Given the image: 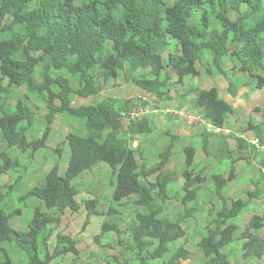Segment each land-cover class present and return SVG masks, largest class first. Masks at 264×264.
<instances>
[{
    "label": "trees",
    "instance_id": "obj_1",
    "mask_svg": "<svg viewBox=\"0 0 264 264\" xmlns=\"http://www.w3.org/2000/svg\"><path fill=\"white\" fill-rule=\"evenodd\" d=\"M227 57L239 60L255 89H264V0H0V149L6 147L0 151V175L20 171L6 192L0 184V264H84L64 263L78 257L79 242L62 224L85 208V228L93 215L104 212L100 207L105 198L109 209L97 240L110 231L119 237L124 231L123 211L116 203L125 201L135 212L129 250L137 260L123 264H182L191 258L185 246L171 251V245L186 237L184 224L192 216L202 218L199 264H232L230 245L242 250L251 264H264V238L258 233L264 228V212L247 217L245 228L236 222L260 202L261 179L246 197L230 201L226 196L228 184L237 178V161H254L264 175V106L255 108L262 113L261 121L252 118L244 126L229 118L235 106L218 86L187 89L196 95L192 108L183 101L186 89H177L186 76H227ZM122 86L141 93H113ZM231 88L239 90L232 82ZM166 107L188 108L206 123L175 120ZM146 108L161 109L169 119L165 133L172 140L157 162L145 157L141 143L134 146L140 134L155 128L150 113L143 114ZM134 110L142 115L131 119ZM40 114L45 128L38 125ZM65 116L81 125L64 141L71 149L66 172L61 174L55 163L40 175L39 184L19 197L20 204L39 201L23 229L12 223L22 208L13 207L11 194L28 176V164L14 152L43 153L54 122ZM182 124L198 129L184 145L183 170L179 164L171 167L176 142L186 136L175 130ZM232 137L240 155L228 145ZM199 147L207 155L214 147L220 159L230 158L228 176L216 171L209 177L207 166L195 160ZM100 162L115 175L109 181L112 193L88 199L82 179ZM181 175L185 180L178 183ZM205 181L213 192L204 198L200 190ZM207 199L214 205L203 217Z\"/></svg>",
    "mask_w": 264,
    "mask_h": 264
},
{
    "label": "rangeland",
    "instance_id": "obj_2",
    "mask_svg": "<svg viewBox=\"0 0 264 264\" xmlns=\"http://www.w3.org/2000/svg\"><path fill=\"white\" fill-rule=\"evenodd\" d=\"M225 62L227 76H221L224 80H231L232 83H235V85L241 89L243 88L242 84H246L248 87H250V90H257L255 89L256 84L253 83L254 79H251L250 77H248L247 74L241 72L240 67L238 65L239 60H237V58L227 57ZM200 69L202 70L203 74H205V70L203 69V67L200 66ZM215 76L219 75H214L209 78H207L206 75L186 76L184 82L179 83L180 86L178 85L179 87H176L177 89H180L181 92H183V90L185 91L186 89L187 96L185 99H183V101L186 102L187 107L192 108L190 103H192V101L196 97L195 93H188L187 89L191 87L206 88L210 87L211 84L214 85V83H217V85L220 86V81L215 80ZM223 79L221 81L225 83ZM176 80V78L173 79V82H175L173 84L178 83L176 82ZM132 87L133 86H122L119 89L116 88L115 90H113V93L119 94L121 97L127 96L126 92L129 93V97L132 96V93H141L140 89L138 88H135L132 91ZM231 92L234 93L233 91ZM251 93L252 92L250 91V95ZM172 94L173 96H176L177 94L174 88L172 90ZM259 99L261 101V104H264V95H262ZM148 109L151 110L152 108ZM41 110L45 113L46 108L41 107ZM166 111L169 112V109ZM243 111L244 109L241 110V112ZM244 112L245 114H239L240 109H237V113L234 115V117H231L230 115L229 118H233L235 120L233 122H236V124L246 126L249 122V120L246 119L248 117V111ZM132 113L134 114V112ZM163 114L164 111L157 109H154L152 112H150L151 119H154L155 128L152 132L140 134V141L138 140L134 142V146H138V144L141 143L144 149L145 157H150L154 162H157L159 153L172 140L171 135H166L165 133V131L169 130V119L167 116H163ZM259 114L260 113L258 111L255 112L254 110L253 118L255 122H258L257 116L259 117ZM42 116H44V114H40L38 125H40L41 127L44 126L45 128L46 119ZM136 116H139V114L136 113ZM245 116L247 117L245 118ZM66 117L68 119H66ZM260 117L258 118L259 120ZM77 121L78 120L68 116H65L64 118L59 120L56 119L50 132L47 147L44 148L43 153H32L31 150L25 153H22L20 150L14 152L23 164H28V176L14 187V190L11 194L14 200L13 207L22 208V214L13 218L12 223L14 225L21 226L23 229L28 228V224L33 216L34 207L36 204L39 203V201L31 198L28 199L26 203L23 202L22 204H20L19 197L25 192H27L31 187L41 182L43 178L40 177V175L46 171H49L57 162L60 164L61 174H65L69 159L71 157V149L69 144L65 145L64 141L66 140V136L69 134L70 131H72L73 129L77 130L79 127H81V125L78 124L79 121ZM208 127L210 128V126ZM225 130V132L227 133L233 132L232 129L226 128ZM38 134L41 135L42 131H39ZM191 140V136H185L184 139H180L176 142L174 149L175 154L172 157L171 167L174 168V165L179 164L182 166V170L185 169L186 162L184 145L190 144ZM229 141L230 146L232 147V149H234V153L236 154V156L240 155L239 153H237V149H235L237 146L236 139L232 137ZM4 149H6V147L0 149V151ZM60 150L62 151L61 154ZM198 150L199 154L197 153V157L195 160L197 163L203 162L207 166L206 172L209 177L216 171L221 172L225 176H228L233 166V163L231 162L232 160L230 158H228L227 160H224V157L223 159H220V156H217V154H215L216 149L214 147L210 148L212 154H208L209 159L207 157V153L202 152V148L199 147ZM1 162L2 161L0 160V164ZM248 162V158H244L241 159V161H237L235 163V167L238 173L237 178L228 184L226 196L229 200L232 198L246 197L249 190L255 189V182L259 179H261V187L263 192L259 197L260 202L258 201L257 203H253L252 207L250 206L245 209L236 219V222H239L238 224L241 223L240 226L242 227L240 229L245 228L246 223L244 222L247 217H250L252 213L264 212V175L261 173L260 167L254 161L249 163ZM110 169L111 167L106 162H100L92 168L93 171L89 172L82 179V193L84 197L88 199H94L101 198L105 194L112 193V186H110L109 181L110 178H115V175H113ZM19 172L20 171L10 170L5 174L0 175V184L4 187L3 189L5 190V192L9 189L7 184H14L16 182ZM184 180L185 178L181 175L179 177L178 183H182ZM207 182L208 181L204 182L203 187L200 190V194L204 198L207 194L213 192L212 188L208 186ZM108 199L109 198H105L103 200V205L100 207V209L104 212L102 214L93 215L91 217L90 224H88L85 228H83L87 213L85 208H83L79 213H72L71 215L65 218L62 224V228L64 229L65 233L71 234L78 239L79 254L77 255V258H75V256H72L70 259L68 258L67 261H64V263H68L69 261H83L84 264H107L108 262H111L112 264H123L127 261L130 263H133V261L136 262L137 258L134 257V253L129 250L130 244L133 245V242H131L130 240L129 223L133 222L135 219V212L130 209L129 203H126L125 201H123L122 204L116 203V208L118 210L123 211V219L125 221V223L122 225V229L124 231H122L121 236L119 237V235L115 231H110L106 234H102L99 240H97L96 238L99 234H101L102 224L105 219L104 213H106L109 209ZM174 204L175 203L172 204V208L176 207ZM213 205L214 203L207 199L205 203L206 207L201 210V216L205 217L206 215H208L209 210L213 208ZM9 210L10 208L7 209V211ZM43 210L48 212V209L46 207H44ZM201 221L202 218L198 220L194 216L190 217L184 224L187 230L186 237L171 245V251L176 248H179L180 246H185L187 249L190 250L192 257L189 259H183L182 264H199V261H201L203 258L202 253L200 252V249L198 247V242L201 238L198 226H201ZM258 233L262 238H264V228L260 229ZM227 251L231 255L232 264H251L250 262L244 259L242 250H238V248H236L235 246L230 245ZM262 261L264 263V258L262 259ZM19 263L20 262H18V264Z\"/></svg>",
    "mask_w": 264,
    "mask_h": 264
},
{
    "label": "crops",
    "instance_id": "obj_3",
    "mask_svg": "<svg viewBox=\"0 0 264 264\" xmlns=\"http://www.w3.org/2000/svg\"><path fill=\"white\" fill-rule=\"evenodd\" d=\"M215 76V80L220 81V86L217 85V83H214V85L219 87L221 96L225 98L230 104L235 106V112L231 115V117H234V115L237 113V109H240L239 114H245L244 111L247 112V116L245 118L247 120H250L253 118V112L257 106H264V104H261L260 97L264 95V89H257V90H250V87H248L245 84H242V89L239 88L238 92L235 93V91L231 88V82L228 81L227 79L224 80L223 77L224 75ZM224 80L225 83H223L221 80ZM231 89V90H230ZM233 91L234 93H232ZM250 91L252 92L250 95ZM244 109L243 112L241 110ZM257 112V111H255ZM260 114V120L262 119V113L258 111ZM251 113V114H249ZM257 116V121H260ZM237 120V119H236ZM230 129V128H227ZM180 134L186 135V136H192L193 133H196L198 129L188 126V125H179L178 127L175 128ZM230 133V132H229ZM230 142V141H229ZM228 142V145L230 146V143ZM232 149V147L230 146Z\"/></svg>",
    "mask_w": 264,
    "mask_h": 264
},
{
    "label": "built area",
    "instance_id": "obj_4",
    "mask_svg": "<svg viewBox=\"0 0 264 264\" xmlns=\"http://www.w3.org/2000/svg\"><path fill=\"white\" fill-rule=\"evenodd\" d=\"M148 111L151 112V110H149L148 108L144 109L143 114L144 113H148ZM133 112H134V114L132 113L131 116H130L131 119L139 117L140 115H142V113L140 111H138V110H134ZM136 113H138L139 116H136ZM169 114H172L173 118L175 120L186 121V122H188L190 124H195V125L196 124H198V125L202 124L203 125L204 123H206L204 121V118H203V116L201 114L191 112L188 108H183V109H180V110L169 109ZM208 126H210L209 130L213 129L212 124H208ZM216 131H221V129L220 128H216ZM261 150L264 152V146H261Z\"/></svg>",
    "mask_w": 264,
    "mask_h": 264
},
{
    "label": "clouds",
    "instance_id": "obj_5",
    "mask_svg": "<svg viewBox=\"0 0 264 264\" xmlns=\"http://www.w3.org/2000/svg\"><path fill=\"white\" fill-rule=\"evenodd\" d=\"M241 72H242V71H241ZM228 81H230V80H228ZM230 82H231V81H230ZM167 106H168V105H167ZM168 109H169V107H166V108H165V111L168 110ZM157 110H161V109H157ZM142 111H143V110H142ZM140 112H141V111H140ZM151 112H152V111H151ZM166 112H167V111H166ZM141 113H142V112H141ZM148 113H150V112H148ZM148 113H147V114H148ZM131 114H132V113H131ZM168 114H169V112H168ZM130 116H131V115H130ZM140 116H141V115H140ZM140 116H139V117H140ZM130 118H131V117H130ZM137 118H138V117H137ZM132 119H135V118H132Z\"/></svg>",
    "mask_w": 264,
    "mask_h": 264
}]
</instances>
